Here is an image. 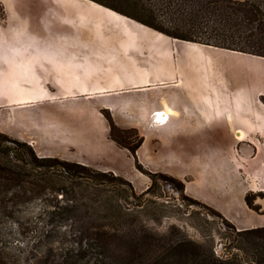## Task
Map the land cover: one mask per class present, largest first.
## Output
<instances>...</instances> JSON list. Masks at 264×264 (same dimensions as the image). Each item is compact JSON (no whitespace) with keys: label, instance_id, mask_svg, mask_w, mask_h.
Segmentation results:
<instances>
[{"label":"rangeland","instance_id":"1","mask_svg":"<svg viewBox=\"0 0 264 264\" xmlns=\"http://www.w3.org/2000/svg\"><path fill=\"white\" fill-rule=\"evenodd\" d=\"M159 38L194 44L92 0H0V157L18 164L15 159L23 154L35 164L28 155L31 148L37 164L47 166L68 191L65 197L47 192L37 198L29 194L31 185H24L14 189L18 200L5 195L13 214H0V263L54 264L67 250L95 263L100 249L90 233L110 224L121 237L116 247L129 253L139 236L153 245L146 254L161 256V264H264V247L241 233L264 223V191L250 189L264 180V171L257 170L259 163L245 165V144L236 142L228 158L221 145H214L211 157L204 155L205 147L194 158L164 151L146 155V149L151 154L156 149L162 122L157 115L134 114L126 108L129 100L119 95L123 92L112 90L121 85V62L113 66L116 81L93 78L111 76L104 73L112 70L108 62L134 59L135 48L161 44ZM111 45L123 51L117 53ZM173 47L181 50V44ZM88 65L101 71H89ZM204 113L198 127H217L215 122L225 115L224 110ZM46 159L85 166L93 173L72 169L67 175L59 165L41 162ZM245 191L257 209L245 203L251 215L240 205ZM223 196H231L232 203ZM218 208L238 225L218 216Z\"/></svg>","mask_w":264,"mask_h":264},{"label":"crops","instance_id":"2","mask_svg":"<svg viewBox=\"0 0 264 264\" xmlns=\"http://www.w3.org/2000/svg\"><path fill=\"white\" fill-rule=\"evenodd\" d=\"M158 40H161V44H152L139 50L142 52L141 59L137 50L139 48H135L130 55L134 59L127 61L123 57H115V60L107 63L112 66V70L104 73L111 76L97 74L93 77L100 76L116 81L118 78L115 80L113 66L118 61L124 62L118 66L124 69L121 77L123 82L121 81L120 86L114 84L112 90L123 92V95H119L129 100L126 108L136 115L148 114V118L160 113L169 117L167 123L161 121V131L155 140L156 149L153 154L150 149H146L144 153L155 157L162 151L174 152L176 158L186 159L196 157L199 147H205L204 155L211 157L214 145H221L222 156L228 158L231 157L229 148L232 147L234 151L238 142L245 144V165L249 162L259 163L257 170L261 168L260 171H264V103L261 100L264 96V57L198 43L166 42L163 38ZM173 44H181V50H175ZM109 47L112 50L114 48L117 53L123 51L120 46ZM163 53L165 57L161 56ZM167 63L170 69H165ZM88 66L89 71H101L95 65ZM188 66H192L193 71L187 73ZM207 109L213 113L224 110V118L215 122L217 127H198V116H206L204 111ZM231 113H236V117ZM189 117L193 119L195 126H192ZM198 129L201 130L197 131ZM235 133L237 135L234 137ZM223 141L232 146H226ZM162 170L167 174L177 175L175 172ZM261 179L262 181L250 189L254 192L264 191V180ZM247 192L242 193L243 200L240 205L246 215H251L244 201ZM222 198L232 203L231 196ZM220 212L230 221L224 211ZM251 227H264V223Z\"/></svg>","mask_w":264,"mask_h":264},{"label":"trees","instance_id":"3","mask_svg":"<svg viewBox=\"0 0 264 264\" xmlns=\"http://www.w3.org/2000/svg\"><path fill=\"white\" fill-rule=\"evenodd\" d=\"M92 1L172 38L264 57V0ZM261 100L264 103V96ZM9 140L15 145L23 146L17 141ZM28 155L32 160L37 161L31 148H28ZM1 158L0 195L3 196V200L0 199V214H13V208L8 206L4 197L11 194L13 202L18 200L19 195L14 193V189L20 186L31 185L29 194L37 198L44 196L47 192L55 194L63 192V197L68 194L60 181L54 178V175H49L47 166L37 164L36 161L34 164L23 154L15 159L18 164L7 162L4 157ZM41 162L57 164L67 175L72 173V169H80L87 173L93 171L85 166L54 159H46ZM20 163L25 165H20ZM38 165L41 171H37ZM93 177L96 176L93 175ZM128 186L132 188L129 184ZM245 203L249 209L257 211L252 207L249 196L245 197ZM69 205L67 199L66 206L70 207ZM217 215L224 218L220 213ZM224 221L227 222L226 219ZM93 228L95 231L90 234L95 236L100 251L95 252L96 262L92 264H161V256H157L155 253L146 254L145 250L150 249L153 245L142 243L139 236L135 239V245L132 246L133 251H130L129 254L127 253L129 249L127 250L126 247L114 245L116 240L121 238L116 227L105 224ZM87 233L89 235L88 231ZM241 233L254 237L257 240L256 245L264 247V227L245 230ZM38 234L45 236V231ZM118 252L120 253L116 255ZM58 257V260H53L54 264H91L85 256L74 253L72 250H67ZM99 258L104 260H97Z\"/></svg>","mask_w":264,"mask_h":264},{"label":"bare ground","instance_id":"4","mask_svg":"<svg viewBox=\"0 0 264 264\" xmlns=\"http://www.w3.org/2000/svg\"><path fill=\"white\" fill-rule=\"evenodd\" d=\"M157 119H158L159 121L165 122V121L168 119V117L163 116V113H160V114L157 116Z\"/></svg>","mask_w":264,"mask_h":264}]
</instances>
